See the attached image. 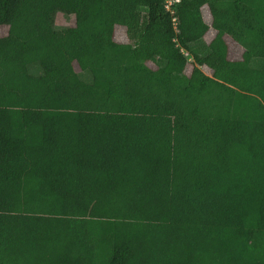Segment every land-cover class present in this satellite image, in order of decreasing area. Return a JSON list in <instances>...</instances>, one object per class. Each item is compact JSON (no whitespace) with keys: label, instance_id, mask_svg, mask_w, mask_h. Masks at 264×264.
Instances as JSON below:
<instances>
[{"label":"trees","instance_id":"1","mask_svg":"<svg viewBox=\"0 0 264 264\" xmlns=\"http://www.w3.org/2000/svg\"><path fill=\"white\" fill-rule=\"evenodd\" d=\"M171 8L0 0V180L119 186L115 160L165 219L0 211V264H264V0Z\"/></svg>","mask_w":264,"mask_h":264},{"label":"rangeland","instance_id":"2","mask_svg":"<svg viewBox=\"0 0 264 264\" xmlns=\"http://www.w3.org/2000/svg\"><path fill=\"white\" fill-rule=\"evenodd\" d=\"M202 13L204 21L207 24L211 22V15L209 13L208 7L205 5L202 7ZM56 25L59 26H71L74 23L73 15H65L63 13H58L57 18L55 20ZM4 30V28L0 27V33ZM116 37L117 41L123 40L125 35H123L121 28L116 29ZM122 33V34H121ZM214 32L211 28L208 29L205 38L209 39L213 36ZM227 43L230 48V56L232 59H239L241 55V48L238 44L234 43L231 39L227 38ZM185 54V52H184ZM149 65L153 66L151 63ZM201 70L206 74H210L209 68L206 66H200ZM190 66L187 67L186 71H189ZM18 182V181H16ZM19 183H23L24 189L30 193H26L25 191L21 192V188L18 183L12 184L10 183L6 190L0 193V211L3 212H18L21 214H31V215H77L78 212H71L63 205V198L59 194H55V192L44 195L38 194L35 192H42L46 189L44 185L38 186L35 183L19 181ZM26 183V184H24ZM29 188V189H27ZM40 188V189H39ZM38 191H34L37 190ZM30 194H33V197H30ZM153 194V193H152ZM163 195H149V193L131 195V199L135 201V203H131L127 208H124L123 204H120V210L117 211L118 207H113L115 209L114 212L111 210L106 212L107 216H102L100 214L92 215L98 218H108V219H127V220H138V221H148V220H162L163 215L161 214L159 217L157 214L164 207L163 205ZM62 202V203H61ZM129 203V202H128ZM61 204L63 207H61ZM167 204V203H166ZM162 212V211H161ZM93 214V213H92ZM104 214V213H101ZM88 216L87 214L80 213L78 217ZM89 217V216H88ZM165 220V219H164Z\"/></svg>","mask_w":264,"mask_h":264},{"label":"crops","instance_id":"3","mask_svg":"<svg viewBox=\"0 0 264 264\" xmlns=\"http://www.w3.org/2000/svg\"><path fill=\"white\" fill-rule=\"evenodd\" d=\"M122 33H123V30H122ZM105 152H109L107 146H105L104 149H101V147L100 148L96 147V149L94 150L91 149L93 162H90V166L92 165L91 163H94L95 161L108 159L109 157H105ZM114 161L115 160L105 161V165H101V166L92 165L91 169L96 170V171H101L98 174L100 176H104V178L107 179L108 183L113 182V181L120 182V179H123V183L119 186L118 184L116 186H112V184L102 185V186H99V185H94V186L92 185H83V186L53 185V186H50L49 184L44 185L40 183H35L38 186L40 185L47 186L45 187L46 189H44L42 192H35V193L48 195V194L55 192V194H59L63 198V204H64L63 206L66 207L72 213L78 212L76 216L80 215V213L87 214L90 217H94L92 216L94 215V213L100 214L102 216H107L109 214H107L106 212L110 210L114 212L115 209L113 207L115 206L118 207L117 211H121L119 209L120 204H123L124 205L123 207L127 208L130 203L129 201L132 200L131 195L134 196L137 194L149 193V191L138 190V189L129 187V182L131 178H129V173L127 169L125 168L124 170V169L116 168V166L114 165ZM82 162H84V160ZM82 173L83 175L86 174L85 171H83ZM10 183L12 184L18 183L22 190L21 192L23 191L28 192L26 191V189H24L23 185H21L23 183H19L16 181L13 182V181L0 180V193L6 190ZM39 189L34 190V191H38ZM63 206L61 204V207ZM101 213H104V214H101ZM71 216H75V215L73 214ZM88 216L81 215V217H88Z\"/></svg>","mask_w":264,"mask_h":264},{"label":"built area","instance_id":"4","mask_svg":"<svg viewBox=\"0 0 264 264\" xmlns=\"http://www.w3.org/2000/svg\"><path fill=\"white\" fill-rule=\"evenodd\" d=\"M176 1H178V0H165V8H166L170 13L173 12V11H172V8H171V5H172L173 2H176ZM172 20H173V23H174V25H175V18H173Z\"/></svg>","mask_w":264,"mask_h":264}]
</instances>
